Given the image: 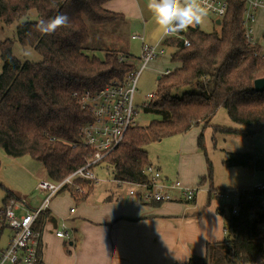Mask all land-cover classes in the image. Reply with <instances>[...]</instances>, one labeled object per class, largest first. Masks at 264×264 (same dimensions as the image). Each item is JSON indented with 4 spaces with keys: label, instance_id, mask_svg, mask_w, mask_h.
<instances>
[{
    "label": "trees",
    "instance_id": "1",
    "mask_svg": "<svg viewBox=\"0 0 264 264\" xmlns=\"http://www.w3.org/2000/svg\"><path fill=\"white\" fill-rule=\"evenodd\" d=\"M107 1L0 0V29L2 23L22 21L16 28L18 42L42 56L39 62L23 61L13 54L14 39L0 43V148L8 156L29 155L40 161L51 180L63 179L93 156L81 137L83 126L93 118L81 108L78 97L123 80L136 69L129 60L132 55L125 51L106 47L103 58L97 55V50H102L97 45V35L102 39L104 32L117 33L116 23L121 25L124 20L122 14L104 8ZM32 10L38 12L39 20H26ZM243 10L241 0H230L218 30H181L190 46H184L183 40L175 42L171 60L178 66L160 75L156 91L144 107L146 112L159 117L147 125H132L123 141L104 159L115 179L145 181V169L151 164L144 148L147 144L184 134L201 123L209 125L220 108H225L232 121L246 128L215 126V130L251 135L264 128V91L254 90V81L264 77V53L244 36ZM57 14L67 15L68 24L48 34L41 32L40 21ZM93 25L98 29L92 33ZM198 147L204 151L203 131ZM206 159L207 175L198 185L208 184V202L216 198V191L226 189H234L242 198L237 213L232 212L231 204L218 208L224 218V240L208 243L205 257L192 258L185 264L260 263L264 260V237L259 221L251 218L257 203L248 198L249 187L216 188L212 163L207 156ZM251 161L249 153L228 152L224 164L249 166ZM263 165L260 161L256 168L262 169ZM77 184L87 192L80 193L75 186L69 187L68 192L75 199L86 198L93 184L87 180H77ZM18 196L5 189L3 202ZM194 201L195 198L188 203ZM47 214L49 211L38 218V227H43Z\"/></svg>",
    "mask_w": 264,
    "mask_h": 264
},
{
    "label": "crops",
    "instance_id": "2",
    "mask_svg": "<svg viewBox=\"0 0 264 264\" xmlns=\"http://www.w3.org/2000/svg\"><path fill=\"white\" fill-rule=\"evenodd\" d=\"M147 4L148 0H108L104 3L105 9L122 14L124 20L117 33L104 34L102 39L97 35L98 41L100 39V43L97 45H100L102 49L97 50L99 57H104L103 50L106 47L125 51L132 55L129 60L136 67L140 63L141 50L145 44L159 45L165 51L167 48H171L172 53L175 51V42L182 40L181 36L185 37L184 33L181 30L164 32L155 22ZM205 23L204 19L201 24L190 27H198L200 30L208 32L205 29ZM252 26L254 41L264 53V4L258 9ZM132 39L140 40L141 50L138 57L133 56L130 52ZM171 54L169 64L164 66L161 62L162 57L165 56L164 53V56H159L160 59L157 62L152 60L147 66L152 62V65L157 67L155 70L161 72L160 75L166 73L167 70H173L178 64L172 62ZM160 75L157 76V79ZM199 126L201 132L204 133V129L209 125L203 126L201 123L194 127ZM193 134L190 142L187 141V136L181 140L178 151L179 175L175 179H180L184 186H197L200 191L204 192L200 196L196 194L194 202L144 203L133 195L125 194L127 191L124 192L113 181V185L102 188L97 182L88 196L83 199H75L70 192L63 191L53 198L47 215L40 264H185L192 258L205 257L207 244L222 241L226 236L224 218L218 213V208L224 206V202L216 198L208 202V184L198 185L199 178L206 173V167L203 155L198 152L197 147L200 134ZM1 150L3 149H0L2 161H10L11 159H8L5 151ZM26 156L29 155L19 157L21 158L19 160H23L21 167L16 159L14 161L16 164L14 169L17 171L21 169L20 181L12 178L8 180L10 174L5 177L4 168L0 166V184L18 195L29 196L33 195L38 180L49 178L40 161L41 171L37 165L34 171L31 168V172L26 173L22 168L27 163ZM251 156L252 161L249 166L236 167H253L257 170L256 163L261 159L257 155ZM195 160L200 161V167L194 162ZM152 165L159 168L164 177L172 179L167 172L163 173L156 164ZM194 166H197L198 169L195 170ZM262 169H264V165ZM100 181L108 182L107 179ZM262 181L264 180L243 186L251 187ZM34 197L39 203L40 195L36 194ZM30 198L32 201L31 196ZM63 220H65L69 231H73L75 239L71 240L56 235Z\"/></svg>",
    "mask_w": 264,
    "mask_h": 264
},
{
    "label": "built area",
    "instance_id": "3",
    "mask_svg": "<svg viewBox=\"0 0 264 264\" xmlns=\"http://www.w3.org/2000/svg\"><path fill=\"white\" fill-rule=\"evenodd\" d=\"M244 4L242 24L245 30V38L249 44H256L253 37V22L258 9L263 6V0H241ZM205 5H210L208 15L216 20H223L230 0H204ZM170 33V32H168ZM184 46H190V40L181 36ZM165 50L157 45L142 47L139 67L129 72L123 80H115L100 90L85 92L78 97L82 109L92 115V121L82 128V143L93 151V156L83 165L79 166L63 179L56 181L40 179L35 185V192L40 195V203L37 207L30 206L27 195L21 194L12 197L0 205V264H40L41 246L44 227H38V218L50 211L53 198L69 187L75 186L76 191L86 193L87 189L79 186L77 180H87L92 184L100 181L97 168L104 164L105 157L112 152L124 139L128 129L137 124L138 79L141 71L147 67L150 61L163 55ZM120 57V60H123ZM170 70H167L168 73ZM153 93H148L147 99L142 102L145 107ZM111 172V169H107ZM145 181H121L114 178L111 181L118 186H128L129 195H133L141 202H189L196 197L199 187H187L180 179H168L164 177L159 168L149 164L146 169ZM108 180V179H107ZM242 195L234 189H226L215 192L216 199L231 204L233 213H237ZM248 198L254 199L256 207L251 210V218L256 219L261 236L264 237V181L249 187ZM73 212L74 209L72 208ZM48 215V214H47ZM47 217V216H46ZM58 237L75 239L73 231H69L63 220L61 228L56 231Z\"/></svg>",
    "mask_w": 264,
    "mask_h": 264
},
{
    "label": "rangeland",
    "instance_id": "4",
    "mask_svg": "<svg viewBox=\"0 0 264 264\" xmlns=\"http://www.w3.org/2000/svg\"><path fill=\"white\" fill-rule=\"evenodd\" d=\"M210 16H207L205 18L206 25L205 29L208 32L218 30L219 27L215 23V21L212 20ZM26 20H32L37 21L39 20V14L36 10H32ZM18 22H13L11 24H3L1 25L0 29V43L4 41L7 38H12L15 40V43L13 45V54L21 59V60H30L34 62H39L42 60V56L32 47H23L17 40V34H16V28L19 25ZM119 22L116 23L117 30L119 31ZM98 26H91V32L97 31ZM110 27V26H109ZM106 27L105 29H107ZM114 31L116 32V28H114ZM108 33V32H106ZM105 34V32H104ZM109 34V33H108ZM131 39V38H130ZM132 49L130 48V52L133 54V56L138 57L140 55L141 50V43L139 39H132ZM172 53L171 48H167L165 51V56L162 57L161 62L162 64L167 65L169 64V56ZM101 55V54H100ZM160 59L158 57L157 59L153 60V62H157V60ZM171 64V63H170ZM3 66V62L0 57V72ZM139 67L136 65V68ZM157 67L153 64H149L146 68H144L141 71V74L139 75L138 79V93L136 96V103L138 104L136 107L137 110V123L140 125H147L151 120L158 118L159 116L154 115L152 113L146 112L144 109V106L142 105V102L147 99L148 93H154L156 91L157 87V76L160 75V71H156ZM215 126H223V127H230V128H236L238 130H243L246 127L239 125L232 121L230 117L228 116V113L225 108H220L217 113L212 117V119L209 122V126H207L204 129V151L200 149L198 146V152L203 155L204 163L206 167V173L199 178V181L202 177L207 175V159L206 156L210 159L212 166H213V184L217 187H234V186H243V185H249L254 182H258L263 179L264 176V169H257L253 167H228L224 164V160L227 157L228 152H243V153H249L251 155H257L259 159H261L262 163L264 164V128L252 133L251 135H244L242 133H229L225 131L217 130ZM250 129H252L250 127ZM201 127H194L188 132L184 134H178V135H172L165 137L158 141H153L149 144H147L144 148L148 151L149 159L152 162V164H156L158 167L161 168L163 173L167 172L168 176L174 180L177 175H179L178 171V151L181 146V140L184 136H187V141H191L193 137V133L200 134ZM1 149V148H0ZM3 151V150H1ZM22 157V156H21ZM8 159H11L10 161H2L0 158V163L4 169V175L5 177L8 176V180L11 178L13 180L20 181V173L21 169H18V171L14 168H16V164L14 163L15 159L17 160V163L21 167V162L23 160H19L21 158L8 156ZM27 163L22 168L26 173H30V169L34 171L36 169V166L38 165V169L41 171L40 167H42L41 163L32 158L31 156H26ZM25 161V160H24ZM196 164H199V167L201 166L200 161H194ZM203 162V160H202ZM107 166L101 165V167L97 168V171H99V177L101 179H108V182L106 181H99V187L102 188L103 186H110L113 185L111 179H112V173L107 172ZM195 170L198 169L197 166H194ZM257 171V172H256ZM97 183H93V187H95ZM121 189L128 193V186L123 185L120 187ZM208 192V191H207ZM62 193V192H61ZM202 193H204L202 190L198 191L197 196H200ZM37 194V193H36ZM35 190L33 195H29L32 197V201H30L31 207H37L40 203H37L36 198L34 197ZM5 195V188L3 186H0V205L3 203V198ZM58 195V194H57ZM56 195V196H57ZM31 199V198H30ZM213 200V199H212ZM251 264V263H250Z\"/></svg>",
    "mask_w": 264,
    "mask_h": 264
},
{
    "label": "clouds",
    "instance_id": "5",
    "mask_svg": "<svg viewBox=\"0 0 264 264\" xmlns=\"http://www.w3.org/2000/svg\"><path fill=\"white\" fill-rule=\"evenodd\" d=\"M147 7L164 32H175L201 24L208 15L210 5H205L204 0H148ZM68 22L67 15L57 14L52 19H42L38 28L48 34L58 27L67 25ZM260 264H264V260Z\"/></svg>",
    "mask_w": 264,
    "mask_h": 264
},
{
    "label": "water",
    "instance_id": "6",
    "mask_svg": "<svg viewBox=\"0 0 264 264\" xmlns=\"http://www.w3.org/2000/svg\"><path fill=\"white\" fill-rule=\"evenodd\" d=\"M217 24H220V20H216ZM160 77V76H159ZM158 77V78H159ZM254 90L255 91H264V77L257 78L254 81Z\"/></svg>",
    "mask_w": 264,
    "mask_h": 264
}]
</instances>
